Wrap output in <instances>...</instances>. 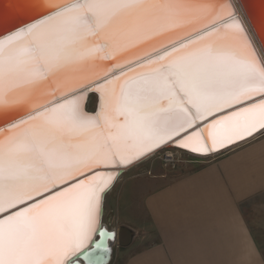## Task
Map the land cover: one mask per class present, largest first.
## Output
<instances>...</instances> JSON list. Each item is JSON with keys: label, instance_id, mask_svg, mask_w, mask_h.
Instances as JSON below:
<instances>
[{"label": "snow or ice", "instance_id": "obj_1", "mask_svg": "<svg viewBox=\"0 0 264 264\" xmlns=\"http://www.w3.org/2000/svg\"><path fill=\"white\" fill-rule=\"evenodd\" d=\"M42 6L0 36V264L106 251L104 197L123 168L264 133V52L226 0Z\"/></svg>", "mask_w": 264, "mask_h": 264}, {"label": "crops", "instance_id": "obj_2", "mask_svg": "<svg viewBox=\"0 0 264 264\" xmlns=\"http://www.w3.org/2000/svg\"><path fill=\"white\" fill-rule=\"evenodd\" d=\"M154 171L125 178L110 207L138 233L121 264H264V134L191 173Z\"/></svg>", "mask_w": 264, "mask_h": 264}, {"label": "water", "instance_id": "obj_3", "mask_svg": "<svg viewBox=\"0 0 264 264\" xmlns=\"http://www.w3.org/2000/svg\"><path fill=\"white\" fill-rule=\"evenodd\" d=\"M228 4L235 10L237 19L241 21L243 27L245 28L249 39L252 42V45L256 49V52H264V36L262 29L264 25V0H226ZM43 3H47V0H43ZM46 8L42 6V0H0V36L10 34L11 32L19 29L21 26L30 23L35 17H38L40 14L44 13ZM91 96L96 97V106H97V95L95 93H90L86 102V109L88 100ZM96 109V108H95ZM89 111V110H88ZM264 133H257L253 137H250L246 140L240 141L237 144H233L218 153L211 154L207 157H202L200 155L192 154L185 150L176 148L175 146L166 147L164 149H178L189 153L195 157L199 158H209L230 152L252 140L261 136ZM159 151L155 154L150 155L148 158L143 159L142 161L134 163L132 166H128L121 170V174L118 175L117 179L113 182L112 187L107 191L106 195L113 189L119 178L128 170L134 168L137 165H140L144 162H147L153 158ZM105 195V197H106ZM105 197L102 207V216L100 219L99 228L104 229L109 234H114V238H108L107 236L104 239V246H106V251L97 249L91 256L87 259L81 258L79 264H111L114 257V248L118 245L120 248H128L134 242L137 237V232L126 225L120 226L117 229H110L107 224L103 222L105 216ZM99 231V229H98ZM93 241L100 239L99 235L93 236ZM92 244H89L84 251L91 249ZM83 256V254H81Z\"/></svg>", "mask_w": 264, "mask_h": 264}, {"label": "rangeland", "instance_id": "obj_4", "mask_svg": "<svg viewBox=\"0 0 264 264\" xmlns=\"http://www.w3.org/2000/svg\"><path fill=\"white\" fill-rule=\"evenodd\" d=\"M87 108L89 111H94L96 108V97L91 96L88 100ZM172 149V148H171ZM164 150V149H163ZM163 150L157 153L153 158L148 160L147 162H144L140 165L135 166L134 168L128 170L125 172L117 181L113 189L106 195L105 197V203H104V208H105V216L103 218V222L109 226L110 229H119L120 225L117 223L116 217L114 212H110V207L112 206V203L114 202L118 190L120 188V185L122 184V181L131 176H154L155 175V168L159 169L161 173H165L170 177H178L187 173H191L198 169L203 162L208 161L209 158H199V157H194L182 152H177L175 149L174 151L177 152L178 154L175 155V157L178 159V163L176 167L170 168V167H164L162 162L160 161V157L163 155ZM174 152V153H175ZM148 172H151V175H148ZM255 206H260L264 208V197L258 198L256 201ZM263 205V206H262ZM252 205H250L248 208L251 209ZM259 219H262L261 217ZM140 236H138L139 238ZM137 238V239H138ZM259 239L261 240V243H263V248H264V234L263 236H259ZM126 248H120L118 245L114 248V257L111 262V264H121V257L123 255V252L125 251Z\"/></svg>", "mask_w": 264, "mask_h": 264}, {"label": "built area", "instance_id": "obj_5", "mask_svg": "<svg viewBox=\"0 0 264 264\" xmlns=\"http://www.w3.org/2000/svg\"><path fill=\"white\" fill-rule=\"evenodd\" d=\"M177 152H182L188 155H191L189 153H186L184 151L175 149ZM163 155L162 157H160V161L162 162L164 167H170V168H175L177 163H178V159L175 157V155H177L178 153L174 151V149H164L163 150ZM175 152V153H174ZM193 156V155H191ZM195 157V156H194ZM148 175H151V172H148Z\"/></svg>", "mask_w": 264, "mask_h": 264}, {"label": "bare ground", "instance_id": "obj_6", "mask_svg": "<svg viewBox=\"0 0 264 264\" xmlns=\"http://www.w3.org/2000/svg\"><path fill=\"white\" fill-rule=\"evenodd\" d=\"M263 23H264V22H263ZM261 29H262L263 36H264V25H263V28H261ZM159 152H160V151H159ZM159 152H158V153H159Z\"/></svg>", "mask_w": 264, "mask_h": 264}]
</instances>
